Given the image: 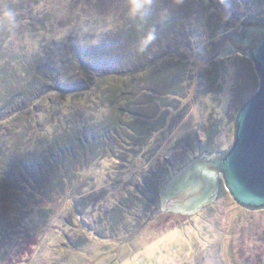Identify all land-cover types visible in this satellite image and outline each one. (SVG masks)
<instances>
[{
    "label": "rangeland",
    "instance_id": "rangeland-1",
    "mask_svg": "<svg viewBox=\"0 0 264 264\" xmlns=\"http://www.w3.org/2000/svg\"><path fill=\"white\" fill-rule=\"evenodd\" d=\"M247 1L153 0L133 17L130 0H0V264H264V207L238 203L222 176L215 198L192 213L162 210L161 195L150 209L114 208L151 171L199 155L193 146L212 124L217 150L232 145L237 91L247 82V98L260 80L252 61L239 78L233 65L217 70L214 83L222 37L207 23L224 16L228 33L239 31L263 7ZM149 31L157 39L141 52ZM180 56L186 73L170 87L177 95L165 94L164 62ZM158 109L164 127L146 137L132 129ZM18 182L29 196L21 220Z\"/></svg>",
    "mask_w": 264,
    "mask_h": 264
},
{
    "label": "water",
    "instance_id": "water-1",
    "mask_svg": "<svg viewBox=\"0 0 264 264\" xmlns=\"http://www.w3.org/2000/svg\"><path fill=\"white\" fill-rule=\"evenodd\" d=\"M241 25L239 31L221 38L210 59L234 54L249 57L259 86L237 112L232 145L209 155L201 153L178 170L160 192L162 210L197 211L215 198L221 176L238 203L264 207V19L250 14Z\"/></svg>",
    "mask_w": 264,
    "mask_h": 264
},
{
    "label": "trees",
    "instance_id": "trees-1",
    "mask_svg": "<svg viewBox=\"0 0 264 264\" xmlns=\"http://www.w3.org/2000/svg\"><path fill=\"white\" fill-rule=\"evenodd\" d=\"M218 1H219L218 5L220 7H225V6L227 7L226 0H218ZM229 1H235L236 2V0H229ZM241 1L246 5V9H248L250 6V2H248L247 0H241ZM260 3H261V5H263V7L259 10V12L252 13V15H255L259 18L264 19V1L262 0ZM231 7H232V5H231ZM231 7H230V9L232 11H234L235 14L232 11H231V13H233L234 17L236 16L235 17V20H236L239 15L234 10V7L233 8H231ZM207 8L205 10H207ZM231 13H229L228 16ZM209 17L212 18V15ZM223 19H224V16H223V18H220V21H217V23H213L211 21V19H208L207 28H208V32H209L211 37H215L217 35H220L221 37H223L226 33H228V31L230 30L229 29L230 25L226 26L225 24H227V23H224ZM220 40H221V38L216 42L215 49H216ZM187 57H189V56H187ZM188 61L189 60L186 57L180 56V57H177L175 59V61L174 60H168V61L166 60L164 62L165 65H164L163 71L160 73L159 83L163 84L166 87L164 90L165 94L177 95V92H170V90H171L170 87H173V85H174L173 80H175L177 78L178 74L181 73L182 75H184L186 73V69L180 65H182V63L188 64ZM229 62H230V65L228 66ZM247 62L252 63V60L245 55H239V54H234V55H231L228 57L220 58L218 60H210V63L212 65H214L213 66L214 71L212 70L213 71V77H215L214 83H215L216 78H217L216 75H218L217 70H219L221 73L227 74V71L233 65V67H238V69H236V74H237V78H239L240 72H242L243 69H246V66H244L243 63H247ZM142 67H144V69L149 68L150 64H148V63L143 64ZM50 69H53V68L50 67ZM244 72H246V71H244ZM251 74H252L251 78H254V82H255L256 78L259 76H258V74H255L254 70H251L250 75ZM224 76H226V75H224ZM212 83H213V81H212ZM256 85H257V83L255 82V88L257 89ZM69 87H70V85H64V86L60 85L59 90L70 91V90H68ZM247 88H248V84L246 82L237 91L236 96H238L239 101H240V105H239V108L237 111H239V109L242 106V104L244 103V101L248 98V97L245 98L246 93H247ZM160 112L161 111L158 109V111L156 112L157 116H155L154 118L146 117L144 119L145 123L142 122L141 126L136 121L135 126H133L132 129L133 130H137L138 128L142 129L144 132L143 136H145V137H146V134L151 133L154 130L161 129L162 127H164L167 116H166V113H165V115H162ZM155 120H156V122H155ZM215 127L217 128L216 125L212 124V126H210V128L206 130L207 136H206L205 140H203V141L198 140L197 144H195L194 146L192 143H190L191 148H193L197 145L195 148V151L192 154H194V153L201 154V153H208V152L211 154L213 151L220 149L221 146H223V144L220 143L216 139L215 134L217 133V129ZM88 138H89L88 136H84V139H83L84 144L88 141ZM190 146H189V148H190ZM78 151L80 152L81 149H79ZM193 158L194 157L191 156L188 159H185L180 164L178 163V165L173 166L171 168L170 167H168L166 169L163 168L164 170L160 168V169H156L155 171H151L147 177L143 178L142 183L140 185H138L136 187V189H134L133 192H130V194L124 198V201H122L121 204H119L118 206H115L114 208L117 207L116 211H117V209L118 210L120 209V211L122 210L121 214L126 215L125 214L126 212L128 214V212L132 210V209H130L128 211V209L135 206L137 203H141L142 205H144L145 209H150V208H153L155 206H158L160 204V201H161L160 189H161L162 184L167 182L175 174V172H178L176 170L182 168L186 162L187 163L190 162ZM81 159H83V156H81ZM76 162H79V161L76 160ZM15 179H16V177H15ZM11 189L14 193V194H11V197H12L11 199L17 200L15 202H13L14 203L13 205L20 207L19 210L17 212H15L16 216H14V215L13 216L18 217L17 220H21L22 218H24L25 211L27 209V208H25V206H23L24 202L22 201V196L25 197V200H28L29 199L28 192L24 188H22V186L19 182L17 183L16 187H13ZM30 191L33 193H36V191L32 188ZM0 226H1V221H0ZM0 232H2V231L0 230Z\"/></svg>",
    "mask_w": 264,
    "mask_h": 264
},
{
    "label": "clouds",
    "instance_id": "clouds-1",
    "mask_svg": "<svg viewBox=\"0 0 264 264\" xmlns=\"http://www.w3.org/2000/svg\"><path fill=\"white\" fill-rule=\"evenodd\" d=\"M153 0H130L129 3V13L131 16H147ZM3 16L9 22L14 23L15 17L11 11L3 12ZM157 39V36L154 31H149L140 39L139 51L144 52L148 46Z\"/></svg>",
    "mask_w": 264,
    "mask_h": 264
}]
</instances>
